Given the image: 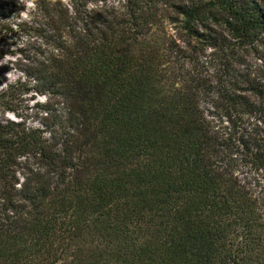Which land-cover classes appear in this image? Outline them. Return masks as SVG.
<instances>
[{
	"label": "trees",
	"instance_id": "trees-1",
	"mask_svg": "<svg viewBox=\"0 0 264 264\" xmlns=\"http://www.w3.org/2000/svg\"><path fill=\"white\" fill-rule=\"evenodd\" d=\"M30 1L0 5V60L34 50L0 88V264H264V79L196 66L228 73L264 0Z\"/></svg>",
	"mask_w": 264,
	"mask_h": 264
},
{
	"label": "rangeland",
	"instance_id": "rangeland-1",
	"mask_svg": "<svg viewBox=\"0 0 264 264\" xmlns=\"http://www.w3.org/2000/svg\"><path fill=\"white\" fill-rule=\"evenodd\" d=\"M5 3L7 4L5 8H24L19 15L22 19L26 20L34 15L35 8L30 0H5ZM4 14L7 15L6 12ZM166 31L171 34L179 45L184 46L183 34L185 33L182 30L170 24L166 26ZM18 42L16 46L10 47V50L14 53L6 55L0 60V77L2 78L0 88H4L6 83H13L17 80L25 81L26 76L23 70L30 64L28 56H32L33 54L34 50L31 45L33 43H31L32 41L27 43L25 38L19 39ZM6 48L7 45L0 40V51L6 50ZM210 51L211 49H207L199 53L200 56L196 64L198 69L205 74V78L210 82L214 83L215 79L220 78V80H226V83L230 85L231 82L234 83V81L239 80L242 86H246L248 78L250 80L254 77L264 79V34L253 46L235 49V55L229 63L231 69L228 73L223 71L222 66L216 63L214 59L212 60L210 56H206ZM243 81L244 83H242ZM45 100V95L33 92L15 95L14 106L16 107V114L25 118L28 124L36 125L41 115H43L40 108L43 106ZM209 110L218 112L215 108H210ZM5 117L20 119L13 112H6Z\"/></svg>",
	"mask_w": 264,
	"mask_h": 264
},
{
	"label": "snow or ice",
	"instance_id": "snow-or-ice-1",
	"mask_svg": "<svg viewBox=\"0 0 264 264\" xmlns=\"http://www.w3.org/2000/svg\"><path fill=\"white\" fill-rule=\"evenodd\" d=\"M2 3H3V0H0V5H2Z\"/></svg>",
	"mask_w": 264,
	"mask_h": 264
}]
</instances>
